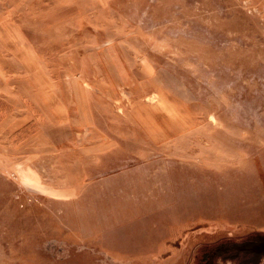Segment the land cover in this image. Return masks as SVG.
I'll use <instances>...</instances> for the list:
<instances>
[{
    "label": "rangeland",
    "instance_id": "rangeland-1",
    "mask_svg": "<svg viewBox=\"0 0 264 264\" xmlns=\"http://www.w3.org/2000/svg\"><path fill=\"white\" fill-rule=\"evenodd\" d=\"M0 264H264V0H0Z\"/></svg>",
    "mask_w": 264,
    "mask_h": 264
}]
</instances>
